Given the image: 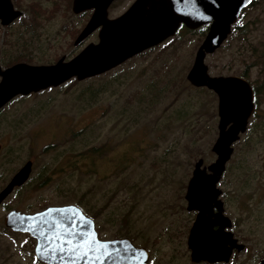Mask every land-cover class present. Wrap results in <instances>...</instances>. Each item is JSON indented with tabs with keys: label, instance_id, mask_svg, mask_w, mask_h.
Returning <instances> with one entry per match:
<instances>
[{
	"label": "rangeland",
	"instance_id": "1",
	"mask_svg": "<svg viewBox=\"0 0 264 264\" xmlns=\"http://www.w3.org/2000/svg\"><path fill=\"white\" fill-rule=\"evenodd\" d=\"M134 1H115L110 16L122 15ZM13 5L24 15L8 27L0 26L4 69L24 57L30 65L69 60L98 42L95 34L74 46L84 17L72 13L68 0H13ZM238 26L247 34L234 31L206 58V65L211 76L245 78L257 91L252 126L234 145L219 187L227 196L232 232L245 245L230 264H260L264 0H256ZM205 36L179 31L147 56H136L102 76L71 80L9 103L0 114V189L27 159L36 161L35 177L47 166L52 182L41 190L32 184L24 195L11 196L7 206L35 210L47 203H65L67 196L95 221L101 241L130 239L152 252L151 264H192L187 241L195 218L187 212L186 188L199 159L205 165L215 161L212 147L219 123L217 96L207 89L209 93L197 91L186 80ZM27 193L30 199L24 201ZM4 214L3 209L0 264H41L33 240L5 230Z\"/></svg>",
	"mask_w": 264,
	"mask_h": 264
},
{
	"label": "water",
	"instance_id": "2",
	"mask_svg": "<svg viewBox=\"0 0 264 264\" xmlns=\"http://www.w3.org/2000/svg\"><path fill=\"white\" fill-rule=\"evenodd\" d=\"M114 1L74 0L76 14L94 9L91 20L74 45H81L99 28L100 32L97 43L88 44L72 59L62 57L51 65L17 63L5 69L0 65V110L17 97L59 88L74 79L83 82L104 75L173 38L182 25L190 31L208 25L186 80L192 87L207 89L217 96L218 138L212 147L215 161L205 165L204 160L199 159L187 185V211L198 212L187 246L194 264L228 263L233 252H242L245 245L240 244L230 230L233 223L224 215V204L219 199L222 190L218 184L234 154V145L247 132L254 112V94L250 84L242 78L211 76L206 58L224 45L241 12L253 0H135L122 15L109 19L108 8ZM21 16L12 0H0L2 27L10 26ZM31 172L32 163L28 162L0 193V204L28 180ZM194 178H197L196 184H193ZM51 209L64 211L48 209L35 215L12 211L5 218L7 228L27 233L36 240L34 251L38 261L44 264H148L149 252L136 247L130 239L101 241L94 220L79 207ZM53 220L64 221L67 231L74 233L72 246L56 240L58 233H66L64 228H53L50 223ZM94 238L96 244L89 243ZM58 244L65 250H56ZM77 245L79 248L75 252L68 251L69 247ZM40 246H44L43 249ZM89 248L92 250L88 251ZM85 252L88 254L84 255ZM260 264H264V260Z\"/></svg>",
	"mask_w": 264,
	"mask_h": 264
},
{
	"label": "flooded vegetation",
	"instance_id": "3",
	"mask_svg": "<svg viewBox=\"0 0 264 264\" xmlns=\"http://www.w3.org/2000/svg\"><path fill=\"white\" fill-rule=\"evenodd\" d=\"M69 2H70V4H71V11H72V13L74 14V15H76L77 17H84V26L81 28V31H80V33L84 30V28L88 25V23H89V21L91 20V18H92V16H93V14H94V9H89V10H85V11H83V12H81V13H78V14H76V13H74V11H73V3H74V0H68ZM115 1H117V0H115ZM115 1L114 2H112V4L109 6V8H108V17H109V19H115V18H117V17H119L120 15H118V16H116V17H111L110 16V10L111 9H113V5L115 4ZM256 0H253V2H252V4L251 5H253L254 4V2H255ZM12 3H13V0H12ZM114 3V4H113ZM132 5V4H131ZM130 5V6H131ZM250 5V6H251ZM14 6V5H13ZM34 6H36V8L37 7H39V6H37V5H34ZM249 6V7H250ZM249 7H247V8H245L243 11H242V13H241V15H240V18H239V21H240V19L245 15V13H246V11L248 10V8ZM15 8V7H14ZM17 11H19V12H21L22 13V16L24 15V13L22 12V11H20V10H17ZM123 14V13H122ZM22 16L19 18V19H22ZM239 23V22H238ZM205 27H209V26H204L203 28H205ZM203 28H201V29H203ZM241 28V27H240ZM200 29V30H201ZM186 30H188L185 26H181L180 28H179V31H186ZM200 30H197V31H200ZM239 30V26H238V24L236 25V26H234V28H233V30H232V33H231V35H230V37L233 35V33H234V31H238ZM99 32H100V28L99 29H97L95 32H93L92 34H91V36H93V35H97V38H98V35H99ZM80 35V34H79ZM90 36V37H91ZM230 37H229V39H230ZM78 38V37H77ZM89 38V37H88ZM87 38V39H88ZM86 39V40H87ZM85 40V41H86ZM84 41V42H85ZM83 42V43H84ZM82 43V44H83ZM75 44V43H74ZM91 44V43H90ZM75 46V45H74ZM76 47V46H75ZM74 57V56H73ZM66 58V57H65ZM70 59H72V58H70ZM69 59V60H70ZM66 60H67V58H66ZM242 79H244V80H246L245 78H242ZM247 81V80H246ZM248 82V81H247ZM249 84H250V86L252 87V90H253V94H254V99H253V103H254V112H253V114H252V117L249 119V123H248V128H247V131L249 130V128H250V126H252V119H253V117L255 116V113H256V107H257V99H256V97H257V91H256V89L251 85V83L250 82H248ZM40 93H42V92H40ZM6 107H4L3 109H1L0 110V114H1V112L5 109ZM1 146H0V151H1ZM28 162H31L32 163V172H31V174H30V176H29V178H28V180L22 185V186H20V187H16L14 190H13V192L8 196V197H6L5 198V200L0 204V211L1 210H3L4 209V212H5V214H4V217H3V226H4V228H5V230L6 231H8V232H10V233H12L13 235H21V236H26V237H28V238H30L31 240H33L34 241V243H35V245H34V248H35V246H36V241H35V239L34 238H32L29 234H27V233H21V232H15V231H13V230H11L10 228H7L6 226H5V218L8 216V214L9 213H11L12 211H18V212H21L22 214H25V215H35V214H39V213H42V212H45L46 210H48V209H51V208H58V207H67V206H72L73 204L71 203V202H69L70 200H69V198L67 199V196H66V202L65 203H62V204H56V203H47V204H43L40 208H37V209H35V210H20V209H17V208H10L9 206H7V201H8V199L11 197V196H13V195H15V194H18V193H22V191H25V189H27V188H29L32 184H33V186L34 187H37L38 188V190H41V189H43V188H47V186H49L50 185V183L52 182V181H50V179H51V177L50 176H47V174H46V171H48V167L46 166V167H44V169L42 170V172H40L38 175H37V177H35L33 174H34V169H35V165H36V161L34 160V159H27L25 162H24V164L21 166V168H23L25 165H26V163H28ZM1 167H2V164L0 165ZM21 168L20 169H18L16 172H14L13 174H12V176L9 178V179H6L7 181L5 182V185L0 189V193L7 187V185L10 183V181L12 180V178L21 170ZM222 179H223V177H222ZM222 181V180H221ZM218 188L221 190V188L219 187V185H218ZM187 189V188H186ZM23 194V193H22ZM64 194H67L66 192L64 193ZM24 195V194H23ZM62 195V194H61ZM226 198H227V196H226V193L224 192V191H222V193H221V195H220V197H219V199L223 202V204H224V215L226 216V217H228L227 216V214H226V205H227V200H226ZM30 199V197H29V193H27L26 194V197L24 198V201H28ZM68 200V201H67ZM186 201V200H185ZM68 202V203H67ZM79 207V206H78ZM80 208V207H79ZM188 212V211H187ZM189 213H191L193 216H194V218L196 219V216H197V214H198V212H196V211H193V212H189ZM195 221V220H194ZM194 223V222H193ZM192 228V227H191ZM232 229H233V227L230 229L231 231H232ZM230 230H226V231H230ZM188 233H190V231L188 232ZM239 241V240H238ZM239 243H240V241H239ZM240 244H242V243H240ZM137 247H139V246H137ZM139 248H145V247H139ZM148 251H149V254H150V258H149V261H148V264H151V261H152V258H153V255H152V252L148 249V248H146ZM34 250V249H33ZM237 252H234L233 253V255H232V257H231V259H230V261H232V258L234 257V255L236 254ZM230 261L228 262V263H224V262H220V263H215V264H230ZM192 264H194V263H192ZM198 264H209L208 262H200V263H198Z\"/></svg>",
	"mask_w": 264,
	"mask_h": 264
},
{
	"label": "snow or ice",
	"instance_id": "4",
	"mask_svg": "<svg viewBox=\"0 0 264 264\" xmlns=\"http://www.w3.org/2000/svg\"><path fill=\"white\" fill-rule=\"evenodd\" d=\"M197 182V178H194L193 179V184H196ZM49 211H57V212H62L64 211L63 209H50ZM51 223V226L53 228H64L65 229V233L66 235H61V234H57L56 235V240L57 241H62V244L63 245H68V246H72L73 245V239L71 237H73L74 233L72 232H68L67 229L65 228V222L62 221V220H53L50 222ZM69 224L73 223L72 221H68ZM42 236L45 235V233L43 232V230L41 231L40 233ZM89 243L91 244H96V240L95 238L90 241ZM97 247H102L101 245H96ZM42 249L44 246H40ZM79 248V246L77 245L76 247H69L68 248V251H73L75 252L77 249ZM52 249L50 248L49 251H51ZM56 250L58 251H64L65 249L61 246V245H56ZM92 249L89 248L88 251H91ZM88 252H85L84 255H87Z\"/></svg>",
	"mask_w": 264,
	"mask_h": 264
},
{
	"label": "trees",
	"instance_id": "5",
	"mask_svg": "<svg viewBox=\"0 0 264 264\" xmlns=\"http://www.w3.org/2000/svg\"><path fill=\"white\" fill-rule=\"evenodd\" d=\"M207 31H208V27H205V28L201 29L199 32L204 37L206 35ZM239 31H240V34H242V35L247 34L246 31L242 27L241 28L239 27ZM155 49L156 48H153V49H151V50H149V51H147V52H145V53L137 56L136 58L145 57V56H147L149 54V52H152ZM18 62H25V63L29 62V63H32L27 57H24V58H17L15 61H12V62L8 63V66H11V65H13L15 63H18ZM147 89L149 90V93L150 94H152V93L154 94V90H153V87L152 86H149ZM205 90L206 89L201 88V89H198L197 91H200L201 92V91H205ZM144 92H145V90H144ZM205 92L209 93L210 91L209 92L208 91H205ZM18 99H23V97H19ZM86 213L87 214H90L88 211H86Z\"/></svg>",
	"mask_w": 264,
	"mask_h": 264
}]
</instances>
